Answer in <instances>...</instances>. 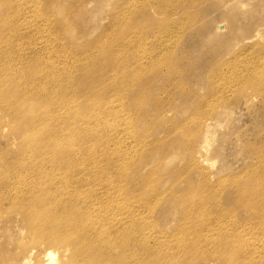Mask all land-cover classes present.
Listing matches in <instances>:
<instances>
[{
    "label": "rangeland",
    "instance_id": "rangeland-1",
    "mask_svg": "<svg viewBox=\"0 0 264 264\" xmlns=\"http://www.w3.org/2000/svg\"><path fill=\"white\" fill-rule=\"evenodd\" d=\"M0 4V264H264V0Z\"/></svg>",
    "mask_w": 264,
    "mask_h": 264
},
{
    "label": "bare ground",
    "instance_id": "bare-ground-1",
    "mask_svg": "<svg viewBox=\"0 0 264 264\" xmlns=\"http://www.w3.org/2000/svg\"><path fill=\"white\" fill-rule=\"evenodd\" d=\"M2 6L3 5L0 4V8H2ZM2 15L7 16V18L5 19V21L3 23L4 28H9L10 27V24L12 23V21H13L14 18H10L9 14H6L3 11H2ZM8 21H11V23L8 22ZM13 62H15V65L18 68V63L15 60ZM142 72L143 71H140L138 73L139 76H141L142 74L145 73V72H143V73ZM138 74H136V75H138ZM133 76H135V75H133ZM68 84H70V79L68 80ZM63 90H64V87H63L62 91ZM95 96H96L95 99L98 102H100L103 99H105L100 94H96ZM13 97L19 102V104H21V105L24 104V102L22 100H20L21 99V93H20L19 90L14 91ZM47 99H48V96L46 94H43L38 99V103L43 104L44 101L47 100ZM144 100H146V99H140L139 102L136 103V107L137 106H141L143 104V101ZM146 109H147V107L145 106V107L141 108L139 110V112H142V111H144ZM145 116H147V115H145ZM65 155H67V154H65ZM64 159H67V158H64ZM67 160L71 163V160H69V159H67ZM72 166H74V163L73 162H72ZM69 174L70 173L67 174V172H66V174H64V175H69ZM64 180H65L66 183H68V184L70 183L68 181V176H65L64 177ZM254 188H255V184L252 182V185L249 187V189H247V190H249V193H245L244 190H246V186H245L244 183H242L241 184V190L238 191L237 192V195L235 196L236 202L238 204H243L246 200L251 201L253 198L259 197L260 194L258 193L257 190H255L254 192H252V190H254ZM60 194L61 195H66L68 197L71 196L70 197L71 198V201L67 203L65 200H62L61 199V200L50 201V203L45 204L44 205V210L45 211H48L47 212V217L49 218V221L44 222V223L49 224L51 226V228H53V229H56V228L59 229L60 228V226H59L60 223L63 222V221H65V223H66L65 224L66 230L67 231H74L78 227V221L75 218V216H73L74 211H73V208L70 207V204L73 203V202H75V201H78L80 199V196L77 195V194H75V193H72L70 191H68V192H62ZM256 204H257V201H256ZM258 208H259V204L255 207V210L257 211ZM47 234H53V232H49ZM221 234H219V235H221ZM222 235H224V236H223L222 239L220 238V242H222V243H220L221 245L222 244L227 245V244H229L231 242H234V241L238 240L237 235L228 234V233H224ZM249 240L252 242V239H250L249 236H248V239H247V242H246L247 244L242 249V252L237 249V250L233 251L231 254H229V255H232V256L226 255V256H228V260L229 259H234V260L241 259L242 257H245V258L252 257L253 254H254V252L251 251V243L249 242ZM89 242L92 243L91 241H89ZM262 242L264 243V239H262ZM262 247L264 248V245H262ZM82 249L83 248L81 247L80 251ZM229 249H231V248H229ZM46 254H47V260H46V263L45 264H55V255H56L55 252L53 250H48V252H46ZM72 257H73V254H70V258L68 259V261L65 264H72L71 263V258ZM234 260H232V261H234ZM254 260L252 259L251 261H254ZM232 261H230V262L233 263ZM75 264H77V262Z\"/></svg>",
    "mask_w": 264,
    "mask_h": 264
}]
</instances>
